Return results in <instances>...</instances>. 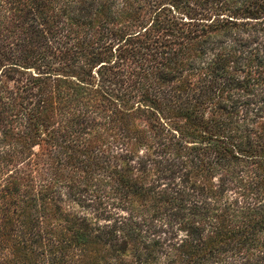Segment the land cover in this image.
Masks as SVG:
<instances>
[{"label":"trees","instance_id":"1","mask_svg":"<svg viewBox=\"0 0 264 264\" xmlns=\"http://www.w3.org/2000/svg\"><path fill=\"white\" fill-rule=\"evenodd\" d=\"M0 264H264V0H0Z\"/></svg>","mask_w":264,"mask_h":264}]
</instances>
